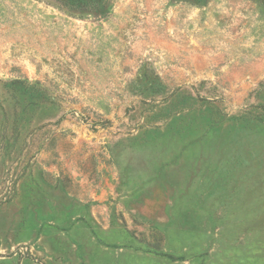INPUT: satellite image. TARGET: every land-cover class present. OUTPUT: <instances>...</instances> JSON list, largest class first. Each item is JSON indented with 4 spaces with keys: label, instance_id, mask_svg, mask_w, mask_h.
<instances>
[{
    "label": "rangeland",
    "instance_id": "rangeland-1",
    "mask_svg": "<svg viewBox=\"0 0 264 264\" xmlns=\"http://www.w3.org/2000/svg\"><path fill=\"white\" fill-rule=\"evenodd\" d=\"M0 264H264V0H0Z\"/></svg>",
    "mask_w": 264,
    "mask_h": 264
}]
</instances>
